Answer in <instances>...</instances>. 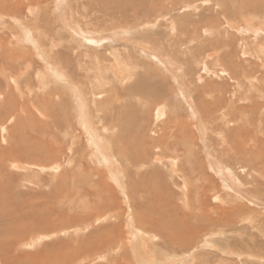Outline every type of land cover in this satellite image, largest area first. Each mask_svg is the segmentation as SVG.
Here are the masks:
<instances>
[{
	"label": "rangeland",
	"instance_id": "rangeland-1",
	"mask_svg": "<svg viewBox=\"0 0 264 264\" xmlns=\"http://www.w3.org/2000/svg\"><path fill=\"white\" fill-rule=\"evenodd\" d=\"M60 1L61 9L51 1L39 6L23 0L26 6L17 14L0 13V68L10 59L6 73L13 79L23 73L16 87L11 82L8 86L0 71V248H9L1 264L8 258V264H40L47 256L45 264H137L127 243L136 229L143 234L133 244L142 254L140 264H264V0ZM63 12L81 31L106 40L129 31L126 39L142 40L140 44L171 60L190 97L189 113L170 76L148 57L114 39L95 48L64 30ZM19 25L29 33L23 47L13 41ZM30 46L38 47L39 57ZM107 51H114L113 57ZM96 55L104 64L99 72L93 63ZM41 58L55 77L41 69ZM114 65L132 68L138 77L117 83ZM148 67L158 72L157 81L153 76L139 79ZM99 75L111 83L98 86ZM42 81L51 89L44 90L53 93L51 104L39 92ZM160 81L158 95L154 89ZM133 83L146 95L130 94ZM76 97L90 129L112 144L113 161L106 151L104 156L115 166L108 168L113 178L120 176L117 183L106 167L93 162L74 118ZM158 108L166 110L155 122ZM38 109L48 116L36 113ZM195 109L202 128L196 127ZM169 116L182 128L171 121L168 132L164 122ZM35 126L44 127L41 143H54L40 158L34 148L28 152ZM102 140L98 143L105 149ZM210 161L228 170L226 185L209 168ZM72 243L78 252L71 259Z\"/></svg>",
	"mask_w": 264,
	"mask_h": 264
},
{
	"label": "bare ground",
	"instance_id": "bare-ground-1",
	"mask_svg": "<svg viewBox=\"0 0 264 264\" xmlns=\"http://www.w3.org/2000/svg\"><path fill=\"white\" fill-rule=\"evenodd\" d=\"M47 2V1H51V4L54 6V5H56V7H58V9H61L60 7H62V5H61V3H62V1H60V0H26V3H28V4H30V5H39L40 6V4L42 3V2ZM24 2H25V0H24ZM23 2V0H0V13H4V14H9V15H13V14H17L18 12L17 11H19V8L20 7H22V6H26L25 4L26 3H24ZM63 2H64V0H63ZM39 6H37V7H39ZM27 9V8H26ZM40 9V8H39ZM39 9H38V11H39ZM68 9V8H67ZM121 10V9H120ZM136 10V9H135ZM126 11V10H125ZM140 11V10H139ZM127 12V11H126ZM149 12V11H148ZM148 12H146V13H148ZM143 13H145V11L143 12ZM139 14V13H138ZM68 14H64V12H63V14L61 13V16H63L62 17V19H64V17H65V19L63 20V21H61V19H60V21L62 22V24H60V25H62V27L64 28V30H66L67 32H71L72 34H77V36H80L81 38H83L84 40H85V42H88L90 45H92V46H97V47H99V45L101 44V43H103L104 41H107L108 43L109 42H112V40L114 39L115 41H117V43H121V45H120V47H122V46H126V45H128V44H130L131 45V48H133V49H136L139 53H140V55H142V56H146V57H148L153 63H155L156 64V66H158V67H160L161 69H162V71H164V72H166L169 76H170V78H171V80H172V82L173 83H175V85H176V96H178V97H184L186 100V102H187V110L189 109V110H191V108H190V106H191V104H190V102H189V98L190 97H188L187 96V91H186V88L184 87V83H183V81L182 80H180L178 77V73L180 72V70L178 69V68H176L175 66H174V63L171 61V60H168V58L167 57H165V56H163V55H161V54H158V52L157 51H155V50H157V49H153V48H151L150 46L149 47H146V46H144V45H142V44H140L139 43V41H141L142 42V40H139V41H137V42H134V40H132V39H126L127 37H126V35H130L129 33V31H120V32H118L115 36H113V37H111V36H109L108 37V40H106V39H104L103 38V36L102 37H100V36H98V37H95V36H97V35H99V34H95V33H92V32H90V33H88V32H84V31H81V30H79V28H78V26H76L75 24H73V22H72V19H71V17L68 15ZM44 16V15H43ZM1 18V17H0ZM39 21H41L42 22V20L41 19H39L38 20V22ZM25 24V23H24ZM26 26V25H25ZM169 27H170V29H171V27H172V23H171V25H169ZM9 28V27H8ZM18 29H17V31H15V30H12V28H10V31L12 30V32L13 31H15V34H14V32H13V38H14V40L13 41H15L16 42V45L18 46V47H23L24 45H26V43H29V33H28V31H27V29H25V28H23L21 25H19V27H17ZM139 33V32H138ZM102 35V34H101ZM72 37L74 36V35H71ZM10 38V37H9ZM81 40V39H80ZM1 42V41H0ZM5 42V41H4ZM32 42V41H31ZM84 42V43H85ZM10 44V43H9ZM8 44V45H9ZM33 44V43H32ZM35 45V44H34ZM109 45V44H108ZM111 46H113V45H111ZM172 47V46H171ZM96 48V47H95ZM103 48V47H102ZM112 48V47H111ZM8 49V48H7ZM24 49H26V48H24ZM30 51H33L34 52V55H37L38 57L40 56V52H39V49H38V47L37 46H33V47H31L30 46ZM125 48L123 47L122 48V50L123 51H125L124 50ZM96 50V49H95ZM99 50V49H98ZM5 51V50H4ZM9 52H10V50H8ZM29 51V50H28ZM115 51H117V49L115 50ZM12 52V51H11ZM55 52H56V50H55ZM104 52H105V50H104ZM114 52V51H113ZM113 52H111V53H113ZM155 52H157V53H155ZM40 53V54H39ZM107 53L109 54V56H111V53H110V51H107ZM7 54V53H6ZM10 54V53H9ZM13 54V53H12ZM81 54V53H80ZM80 54H78V56L80 55ZM101 54V53H100ZM115 54H116V56H117V58L119 59V60H121L122 61V53L121 52H115ZM3 55V54H2ZM4 55H5V53H4ZM8 55V54H7ZM11 55V54H10ZM10 55H8V57L10 56ZM27 55V54H26ZM30 55V54H29ZM18 56V55H17ZM16 56V57H17ZM19 56L21 57V58H23L24 56H22L21 54H19ZM28 56V55H27ZM210 57L212 56V55H209ZM11 57V56H10ZM99 56H97L96 55V57L94 58V61H93V63H94V66H95V70L97 71V72H99L101 69H102V67L104 66V64H102V61L100 60L101 59V57L100 58H98ZM111 57H113V55L111 56ZM216 57H218V56H216ZM14 58V57H13ZM28 58V57H27ZM82 58V57H81ZM128 58H130V56H128ZM222 58V57H221ZM33 59V58H32ZM32 59L30 60L31 62H32ZM218 59V58H217ZM29 59H27V61H28ZM41 60L42 61H44V58H41ZM46 60V59H45ZM260 60V59H259ZM120 61V62H121ZM218 61V60H217ZM6 62L8 63V64H6ZM4 64H2L1 65V70L0 71H3V72H5V76L8 78V86H9V82H11L12 84H17L18 83V81H19V78L20 77H22L21 75L23 74V73H21V74H19V72H18V77L17 78H12V77H10V72L8 71L7 73H6V70L5 69H7L8 67L7 66H9V64H10V62H11V60L10 59H8L7 61H6ZM82 62V61H81ZM126 62V61H125ZM138 62V61H137ZM2 63V62H1ZM117 63V65H119L118 64V62H116ZM140 64H141V62L138 64L137 63V65L138 66H140ZM220 64V63H219ZM264 64V63H263ZM51 65V64H50ZM107 66V65H106ZM113 66V65H112ZM141 66H142V64H141ZM140 66V67H141ZM41 66H39V68H40ZM50 67H52V66H49L47 63H46V61H44L43 62V65H42V67H41V69H46V70H48V71H50L51 69H50ZM134 67H136V66H134ZM28 68H29V65L28 66H25V71H23V72H26V70L27 71H29L28 70ZM114 69H115V71L117 70L118 72H114L113 73V76H114V80L115 81H117V83H121L122 85L123 84H126V83H132V81L134 80H132V78L135 76V77H138L137 76V71H134L132 68L129 70L128 68L127 69H123V67L122 66H120V69L119 68H117L115 65H114V67H113ZM22 68H20V70H21ZM109 69H110V67H109ZM112 69V68H111ZM122 69V71L120 72V70ZM19 70V71H20ZM220 70H222V69H220ZM15 71V70H14ZM22 71V70H21ZM20 71V72H21ZM261 72V71H260ZM50 73H51V75H53L54 77H55V74H54V72L53 71H50ZM49 73V74H50ZM218 73V72H217ZM222 73V72H221ZM40 74H42V72H40L39 73V75ZM57 74V73H56ZM263 74V73H262ZM262 74H261V76H259V77H262ZM139 75V74H138ZM141 75H142V78H145V77H147V76H153L152 77V79L154 80V78H159L158 77V72L156 71V70H154V68H151V67H148V68H144L143 70H142V72L140 73V77H139V79L141 78ZM226 76V75H225ZM227 76H228V74H227ZM237 76V75H236ZM264 76V75H263ZM44 77V76H43ZM57 77V76H56ZM183 77V76H182ZM219 77V76H218ZM5 78V77H4ZM58 78V77H57ZM98 78H100V80H98V86H103L104 84L103 83H105L104 81H106V85H109L110 83H111V80H104V78H102V76L101 75H99V77ZM102 78V79H101ZM43 78H41L40 77V79H38L39 81L40 80H42ZM59 79V78H58ZM137 79V78H136ZM230 79V78H229ZM159 80V79H158ZM184 80V79H183ZM6 81H7V79H6ZM51 81V80H50ZM154 81H157V80H154ZM162 81H164L163 79H162ZM162 81H160L158 84H161V82ZM41 82V81H40ZM39 82V84H40V90H39V92H41V94L43 95V97L45 98L44 100L45 101H47V103L48 104H51L50 103V99L53 97V93H48V92H46V91H48V90H44L45 89V87H47L49 90H51L48 86L49 85H47L46 83V85L47 86H45L44 85V82L42 81V83H40ZM67 82H69V81H67ZM49 83V82H48ZM65 83H66V81H65ZM138 83H139V81H138ZM144 83V82H143ZM153 83V82H152ZM151 83V84H152ZM155 83V82H154ZM251 83V82H250ZM19 84V83H18ZM50 84V83H49ZM53 84V83H52ZM136 84V83H135ZM134 83L132 84V85H130V87L132 88L131 90H130V94H135V92H137V93H139L138 95L140 96V95H146L143 91H142V89H140V88H137L136 89V85H135ZM262 84H263V87H264V80H263V82H262ZM54 85H55V82H54ZM70 84H68V86H69ZM135 85V88H133V86ZM146 85H148V84H146ZM162 85L163 84H161V85H159L156 89H154V91H155V93H158V95H159V93H161V92H159V91H161L163 88H162ZM7 86V87H8ZM72 86H74V85H72ZM142 86V85H141ZM257 86V85H256ZM16 87H17V85H16ZM69 87H71V86H69ZM68 87V88H69ZM164 87V86H163ZM252 87H254V86H252ZM260 87V86H259ZM54 88H55V86H54ZM72 88V87H71ZM188 88V87H187ZM20 89V88H19ZM52 89H53V87H52ZM57 89V88H56ZM258 89V88H257ZM261 89V88H260ZM55 90V89H54ZM72 90H73V88H72ZM150 90H152V89H150ZM76 91V90H75ZM125 91V90H124ZM147 91V90H146ZM200 91H201V89H200ZM207 91V90H206ZM252 91V90H251ZM25 92V91H24ZM28 92V91H27ZM53 92V91H52ZM71 93L72 92H74V91H70ZM68 93V95L69 94H71V93ZM117 92V89H115V92H111V93H116ZM126 93V96H128L129 95V93H128V91H125ZM149 92V91H148ZM260 92V91H259ZM263 92V91H262ZM170 93V92H169ZM215 93V92H214ZM258 93V92H257ZM194 94V93H193ZM199 94V93H198ZM6 95V94H5ZM33 95V94H32ZM56 95V94H55ZM75 95V94H74ZM103 94H100V96L99 97H102V98H104L103 96H102ZM162 95V94H161ZM175 95V94H174ZM201 95V94H200ZM29 96V95H28ZM148 96V95H147ZM259 96V95H258ZM8 97V96H7ZM11 97V96H10ZM121 97H122V99H125V97L124 96H122L121 95ZM158 97H160V96H158ZM223 97V96H222ZM255 97V96H254ZM257 97V96H256ZM4 98L6 99V97L4 96ZM212 98H214V97H212ZM117 101L120 99V97H118L117 96ZM197 99V98H196ZM253 99V98H252ZM258 99V98H257ZM260 99H261V96H260ZM74 100H75V102L73 103V105H72V110H73V112H74V115H75V121L77 122V125H78V127H80V130L82 131V133L84 134V136L86 137V142L90 145H88V147H91V149H92V156H93V162L94 163H96V165L98 166V167H103V168H107L106 170H107V172L110 174V176H108V177H110V179H111V181H113V182H118V180H119V177H118V179L117 178H113V175H114V173L112 172V170L110 169H108L109 167H111V168H113L112 166H114L113 165V163H112V161H113V157H112V144H111V142H110V140H108V139H106V144L104 143V141L97 135V133L95 132V129H93V131H92V129H90V127H92V125L91 126H89V124L85 121V119H84V116H83V107H82V104L79 102V98L78 97H76V98H74ZM219 100V99H218ZM111 101V100H110ZM198 101V100H197ZM214 101V100H213ZM25 102V101H24ZM57 102V101H56ZM201 102H204V101H201ZM259 102H261V101H259ZM129 103V102H128ZM210 103V102H209ZM220 103V102H219ZM2 104H3V102H2ZM1 104V105H2ZM4 104H6V101L4 102ZM3 104V105H4ZM105 104V103H104ZM213 104V103H212ZM101 105V104H100ZM215 105V104H214ZM94 106H95V104H94ZM198 106H200V105H198ZM97 107V106H96ZM207 107V106H206ZM7 108V107H6ZM12 108V107H11ZM25 109H23V110H25L26 111V107H24ZM36 108V107H35ZM110 108V107H109ZM252 108V107H251ZM259 108V107H258ZM258 108H256V109H258ZM262 108V107H261ZM260 108V109H261ZM17 109V108H16ZM211 109H213V108H211ZM217 109H218V107H217ZM220 109V108H219ZM253 109H254V107H253ZM255 109V110H256ZM9 110V109H8ZM165 108L163 109V108H158V109H155V111H154V116H153V118H154V120H155V122L157 121V120H159V119H162L163 117H164V113H165ZM189 110H188V113H189ZM210 110V109H209ZM259 110V109H258ZM102 111V110H101ZM219 111H221V110H219ZM244 111V110H243ZM263 111V110H262ZM261 110H260V112H262ZM28 112V111H27ZM32 112V111H31ZM106 112H108V110L106 111ZM112 112H114V111H112ZM209 112V111H208ZM217 112V111H216ZM225 112V111H224ZM254 112V111H253ZM264 112V111H263ZM7 113H10V112H7ZM36 113H38L39 115H41V116H44V117H46V116H48L47 115V113H45L44 111H42V110H40V109H38L37 111H36ZM197 110L195 109L194 110V118H196V127L197 128H202V124H201V121H199L198 119H197ZM200 113V112H199ZM226 113V112H225ZM28 114V113H27ZM112 114V113H111ZM256 114V113H255ZM12 115V114H11ZM30 116H32V115H30ZM114 116V115H113ZM220 116V115H219ZM227 116V115H226ZM229 116V115H228ZM242 116V115H241ZM246 116V115H245ZM255 117V116H254ZM33 118V117H32ZM117 118V117H116ZM200 118V117H199ZM229 118V117H228ZM231 118V117H230ZM233 118H235V117H233ZM30 119V118H29ZM35 119V118H34ZM47 119V118H46ZM45 119V120H46ZM203 119V118H202ZM201 119V120H202ZM44 119L42 118V121H43ZM108 120V119H107ZM228 120V119H227ZM99 121V120H98ZM171 121H175L176 122V124L174 123V127H177V128H182L181 127V125H180V121H178L176 118H174V119H172L171 118V116H169V117H167L166 118V122H164V124H165V126H166V129H168V132H170V129L173 127L171 124H169V123H171ZM203 121V120H202ZM232 121V120H231ZM52 122V121H51ZM50 122V120H49V123H51ZM39 123V122H38ZM41 123V122H40ZM47 123V122H46ZM182 123V122H181ZM215 123V122H214ZM117 124V123H116ZM163 124V125H164ZM38 125V124H37ZM45 124H43V126H44ZM52 125V124H51ZM160 125H162V124H160ZM162 125V126H163ZM184 125V124H183ZM244 125V124H243ZM53 126V125H52ZM95 126V125H94ZM159 126V125H158ZM161 126V127H162ZM42 127V126H41ZM160 127V128H161ZM44 128V127H43ZM43 128H38L37 126H35V127H33L32 129H31V133L33 134V136H31L30 138L28 137V139H29V150H28V152H31V148H34V150L35 151H38V153H37V155L39 156V158H40V156L43 154V153H45V155H47V152H49L50 150H51V148L54 146V143H52V144H50L49 145V142L47 143L46 142V139H45V142L46 143H41L40 141H44V137H43V134L42 133H40V131H41V129L43 130ZM71 128V127H70ZM163 128H165V127H163ZM176 128V129H177ZM149 129V128H148ZM152 129V128H151ZM238 130H239V128H238ZM9 131V130H8ZM60 131V130H59ZM157 131V130H156ZM262 131V130H261ZM30 132V131H29ZM50 132V131H49ZM164 134H166V130L164 129ZM239 132V131H238ZM9 133V132H8ZM35 133L36 134H39V135H36L35 136ZM158 133V132H157ZM171 133V132H170ZM76 134V133H75ZM153 134V133H152ZM155 134V133H154ZM163 134V133H162ZM173 134V133H172ZM262 134H263V132H262ZM60 135V134H59ZM249 135V134H248ZM248 135L246 136L247 138H248ZM251 135H252V133H251ZM70 136V135H69ZM136 136H137V133H136ZM164 136H166V135H164ZM178 136V135H177ZM245 136V135H244ZM243 136V137H244ZM63 137V136H62ZM72 137H73V135H72ZM75 137V136H74ZM139 137V136H138ZM242 137V138H243ZM250 137V136H249ZM133 138V137H132ZM254 138V137H253ZM72 139V138H71ZM150 139V138H149ZM250 139V138H249ZM99 140H100V142H101V140L103 141V144H105V145H107L106 147H105V149L103 148H101L100 147V145H99ZM151 140V139H150ZM154 140V139H153ZM152 140V141H153ZM170 140H172V139H170ZM173 140H174V138H173ZM256 140V139H255ZM140 141V140H139ZM138 141V142H139ZM149 141V140H148ZM159 141H161V140H159ZM241 141V140H240ZM11 142V141H10ZM147 142V141H146ZM156 142V141H155ZM167 142H168V139H167ZM175 142H176V140H175ZM174 142V143H175ZM78 143V142H77ZM152 143H154V142H152ZM160 143V142H159ZM254 143V142H253ZM133 144H134V141H133ZM157 144V143H156ZM102 145V144H101ZM149 145V144H148ZM151 145V144H150ZM161 145V144H160ZM163 145V144H162ZM249 145V144H248ZM136 146H138V145H136ZM135 146V147H136ZM154 146V145H153ZM152 146V147H153ZM158 146V145H157ZM166 146H168V145H166ZM240 146V145H239ZM246 146H247V144H246ZM139 147V146H138ZM142 147V146H141ZM140 147V148H141ZM146 147V146H145ZM148 147V146H147ZM174 148H177V147H175V146H173ZM248 147V146H247ZM252 147V146H251ZM154 148V147H153ZM165 148V147H164ZM166 148H168V147H166ZM240 148V147H239ZM242 148V147H241ZM240 148V150H242ZM257 147H255V149H256ZM143 149H148L149 150V148H144L143 147ZM170 149V148H169ZM168 149V150H169ZM254 149V148H253ZM128 150H129V148H128ZM165 150H167V149H165ZM164 150V151H165ZM235 150V149H234ZM240 150H239V152H240ZM246 150H248V149H246ZM11 151V150H10ZM27 151V150H26ZM34 151V152H35ZM105 151L107 152V153H109V156H111V157H109V158H111V163H112V166H110V162L106 159V155L104 156V153H105ZM132 151H135V150H132ZM176 151V150H175ZM236 151H237V149H236ZM243 151V150H242ZM250 151V150H249ZM252 151V150H251ZM7 152V151H6ZM136 152V151H135ZM143 152H145V151H143ZM143 152L141 151V153L143 154ZM170 152H173V150L172 151H170ZM4 153V152H3ZM8 153V152H7ZM11 153V152H10ZM10 153H8V154H10ZM32 153V152H31ZM122 153V152H121ZM229 153V152H228ZM50 154V153H49ZM169 154V153H168ZM173 154H174V152H173ZM238 154V153H237ZM251 154H252V152H251ZM3 155H5V154H3ZM35 155V154H34ZM44 155V156H45ZM90 155V154H89ZM138 155H140V154H138ZM172 154L170 153V156H171ZM246 155V154H245ZM250 155V154H249ZM28 156V155H27ZM91 156V157H92ZM135 156H137V155H135ZM241 156V155H240ZM3 157V156H2ZM32 157H34V156H32ZM36 157V156H35ZM134 157V156H133ZM245 157V156H244ZM247 157V156H246ZM263 157V156H262ZM38 158V157H37ZM135 158V157H134ZM140 158V157H139ZM139 158L137 159V160H139ZM91 159V160H92ZM130 159V158H129ZM155 159V161H158V159H157V157L156 158H154ZM243 159V158H242ZM33 160V159H32ZM127 160V159H126ZM131 160H132V158H131ZM135 160H136V158H135ZM178 160V159H177ZM216 160V159H215ZM31 161V160H30ZM49 161V160H48ZM217 161V160H216ZM29 162V161H28ZM34 162V161H33ZM128 162V161H127ZM133 162V161H132ZM136 162V161H135ZM138 162V161H137ZM221 162V161H220ZM35 163V162H34ZM49 163V162H48ZM130 163V162H129ZM171 163H172V166H171V168H172V170H174V169H176V167H175V163H174V161H171ZM217 163H218V161H217ZM133 164V163H132ZM58 165V164H57ZM138 165H139V163H138ZM208 165H209V168L210 169H213L214 170V173L217 175V177L220 179V180H222V182H223V185H226L227 183V180H228V175H229V173H228V170L226 169L225 171H222V170H220L219 169V165H217L215 162H213V161H210V162H208ZM263 165V164H262ZM121 166V165H120ZM142 166V165H141ZM13 167H14V164H13ZM55 167V166H54ZM115 167V166H114ZM133 167H135V166H133ZM223 167V166H222ZM16 168V167H15ZM117 168V167H116ZM116 168H114V169H116ZM170 169V168H169ZM255 169V168H254ZM261 169V168H260ZM256 170V169H255ZM120 171V170H119ZM259 171V170H258ZM262 171H264V168H263V170H261V173H262ZM173 172V171H172ZM177 172V171H176ZM171 173V172H170ZM264 173V172H263ZM118 174H120V172L118 173ZM204 174V173H203ZM264 176V175H263ZM204 177V176H203ZM53 179V178H52ZM260 179V178H259ZM228 181H230V180H228ZM116 182V183H117ZM226 183V184H225ZM32 186V185H31ZM43 187V186H42ZM95 191V190H94ZM186 191V190H185ZM95 193V192H94ZM185 195V194H184ZM135 204H133V206H134ZM132 206V207H133ZM149 216V215H148ZM132 217V216H131ZM146 219H147V217H145ZM154 218H156V217H154ZM42 219V218H41ZM132 221V220H131ZM154 221V220H153ZM168 221V220H167ZM155 222V221H154ZM157 222V221H156ZM155 222V223H156ZM171 222V221H170ZM161 223V222H160ZM166 223V222H165ZM167 224H169V223H167ZM170 224H172V223H170ZM141 225V224H140ZM150 225V224H149ZM154 225V224H153ZM163 225V224H162ZM132 226V225H131ZM170 226V225H169ZM150 227V226H149ZM152 227V226H151ZM153 228V227H152ZM160 228V227H159ZM135 230V229H134ZM140 230L141 229H139V230H135V231H131L130 232V239H129V242H127L128 243V248L131 250V251H133L132 253H133V258H134V262H136L137 264H140V261L142 260V254H141V252L138 250V248H137V245H133L135 242H134V240H135V238H137L138 237V234H140V235H143V234H141V232H140ZM62 233V232H61ZM78 233V232H77ZM104 233V232H103ZM101 235V234H100ZM146 236V235H145ZM98 237V236H97ZM173 238V237H172ZM140 239V238H139ZM180 239V238H179ZM96 240V239H95ZM97 240H98V238H97ZM36 241V240H35ZM125 243V242H124ZM162 243V242H161ZM3 245V244H2ZM32 245V244H31ZM30 245V246H31ZM72 245V252L74 253V254H72L73 256H71L70 258L72 259V258H75L76 256H77V254H76V252L75 251H77L78 252V250H76L77 249V244H75V243H72L71 244ZM90 245V244H89ZM1 246V245H0ZM33 247V246H32ZM90 247V246H89ZM89 247H87V249L89 248ZM141 247V246H140ZM141 248H143V247H141ZM9 250V248H0V264H1V261H2V257L1 256H4L5 254H4V252L6 251V250ZM31 249V248H30ZM120 249L121 248H119V250L118 251H120ZM113 250V249H112ZM146 250V249H145ZM144 250V251H145ZM88 251H89V249H88ZM129 251V250H128ZM143 250H142V253L144 252ZM148 251V250H147ZM9 253V252H8ZM79 254V253H78ZM125 254V253H124ZM144 254V253H143ZM149 254V253H148ZM35 255H33V256H29V257H34ZM144 256H146V255H144ZM36 257V256H35ZM52 257V256H51ZM65 257V259H61L62 261H66V259H67V256H64ZM60 258V257H59ZM146 258H147V256H146ZM48 259V256L44 259V258H42V263L40 262V264H45V262H46V260ZM52 259V258H51ZM70 259V260H71ZM9 258H8V262H9ZM16 260H22V258H17ZM28 259L26 258V261H27ZM34 260V259H33ZM38 260V259H37ZM36 260V261H37ZM55 260V259H54ZM53 260V261H54ZM59 260V259H58ZM75 260V259H74ZM11 261V260H10ZM23 261H25L24 259H23ZM55 261H57V260H55ZM145 261V260H144ZM149 261V260H148ZM6 262H7V260H6ZM8 262H7V264H8ZM56 263V262H55ZM58 263V262H57ZM51 264V263H50ZM61 264V263H60ZM165 264V263H164Z\"/></svg>",
	"mask_w": 264,
	"mask_h": 264
}]
</instances>
